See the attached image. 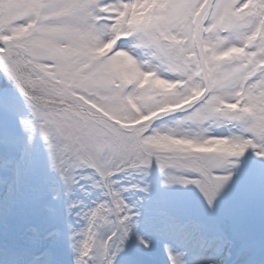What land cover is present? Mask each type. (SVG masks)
Masks as SVG:
<instances>
[{
    "label": "snow or ice",
    "instance_id": "6c2138e0",
    "mask_svg": "<svg viewBox=\"0 0 264 264\" xmlns=\"http://www.w3.org/2000/svg\"><path fill=\"white\" fill-rule=\"evenodd\" d=\"M0 70L25 154L42 138L78 218L72 264H114L136 227L125 193L153 170L212 207L239 158L264 160V0H0Z\"/></svg>",
    "mask_w": 264,
    "mask_h": 264
},
{
    "label": "rangeland",
    "instance_id": "374dc122",
    "mask_svg": "<svg viewBox=\"0 0 264 264\" xmlns=\"http://www.w3.org/2000/svg\"><path fill=\"white\" fill-rule=\"evenodd\" d=\"M0 93L15 105L22 104L2 70ZM226 131L215 129L217 133ZM0 135L5 154L16 156L0 170V176L7 173L6 179L0 181V264L23 263L26 259L31 264H72L66 226H75L78 218L75 214L68 216L62 200L55 198L60 181L50 169L46 144L37 136L30 154H25L26 136L19 126L18 112L8 105H0ZM40 143L41 147H37ZM243 157L235 168L228 169L231 179L212 207L195 186H161L156 170L148 177V192L125 193L136 227L114 264H168L165 245L173 254L181 253L184 264H207L209 259L222 264H264V160L251 150ZM43 184L46 189H42ZM14 194L17 198L12 200ZM41 195L44 199L37 200L36 196ZM5 221H9V227ZM53 225L59 234L52 230ZM23 230L21 243L16 245L19 252L11 251L14 236ZM137 235L148 241L149 247L140 244ZM231 241L238 248L237 255ZM39 251L42 254L35 257ZM3 253L8 255L7 260Z\"/></svg>",
    "mask_w": 264,
    "mask_h": 264
},
{
    "label": "bare ground",
    "instance_id": "6f19581e",
    "mask_svg": "<svg viewBox=\"0 0 264 264\" xmlns=\"http://www.w3.org/2000/svg\"><path fill=\"white\" fill-rule=\"evenodd\" d=\"M212 264H220V263H212Z\"/></svg>",
    "mask_w": 264,
    "mask_h": 264
}]
</instances>
